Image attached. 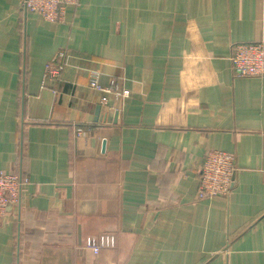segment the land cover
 <instances>
[{"label": "crops", "instance_id": "crops-1", "mask_svg": "<svg viewBox=\"0 0 264 264\" xmlns=\"http://www.w3.org/2000/svg\"><path fill=\"white\" fill-rule=\"evenodd\" d=\"M64 9L51 22L0 0V170L27 178L0 215V264H264V76L230 64L232 44L264 40V0ZM91 71L128 96L102 104ZM209 150L234 156V178L199 199Z\"/></svg>", "mask_w": 264, "mask_h": 264}, {"label": "built area", "instance_id": "built-area-1", "mask_svg": "<svg viewBox=\"0 0 264 264\" xmlns=\"http://www.w3.org/2000/svg\"><path fill=\"white\" fill-rule=\"evenodd\" d=\"M77 0H21L24 10L39 14L44 20L58 22L64 19L65 6L76 4ZM64 53H58L46 66L48 76H56L62 68L60 64ZM230 64L236 77L264 76V40L251 42H236L231 46ZM88 85L102 92L100 101L106 105L110 96H128L129 90L120 89L112 80L109 86L98 82V72L89 73ZM199 181L196 197L199 199L225 196L229 192L234 178V156L221 150L206 152L199 169ZM27 178L15 172L0 170V215L7 207L18 202L22 186ZM94 253L98 246H92Z\"/></svg>", "mask_w": 264, "mask_h": 264}]
</instances>
